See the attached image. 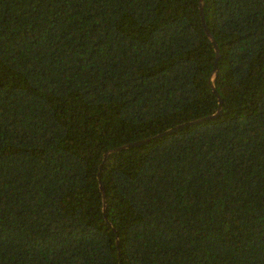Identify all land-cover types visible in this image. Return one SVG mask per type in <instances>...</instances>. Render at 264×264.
<instances>
[{
    "label": "trees",
    "instance_id": "obj_1",
    "mask_svg": "<svg viewBox=\"0 0 264 264\" xmlns=\"http://www.w3.org/2000/svg\"><path fill=\"white\" fill-rule=\"evenodd\" d=\"M204 2L217 62L200 0H0V264H264V0Z\"/></svg>",
    "mask_w": 264,
    "mask_h": 264
},
{
    "label": "water",
    "instance_id": "obj_2",
    "mask_svg": "<svg viewBox=\"0 0 264 264\" xmlns=\"http://www.w3.org/2000/svg\"><path fill=\"white\" fill-rule=\"evenodd\" d=\"M204 1H205V0H200V13H201L202 22H203V25H204L205 31H206L207 35L209 36L210 40L213 42V45H214V48H215V52H216V62H217L218 59L220 58V49H219V47H218L217 42L214 40L213 35H212L211 32H210V29L208 28V26H207V24H206L205 16H204V7H205V2H204ZM216 71H217V66H215V72H216ZM213 91H214V94H215V95L218 97V99H219V110H218L217 114L213 116V117H216V116H218V115H220V114L222 113V104H223V100H222V98L220 97V95H219V93L217 92V90H216V88H215L214 85H213ZM201 121H202V120H201ZM149 141H150V140L141 141V142H138V143H136V144L129 145V146L142 145V144H144V143H146V142H149ZM129 146H126V147H129ZM126 147H120V148H117L116 150H122V149H124V148H126ZM116 150H112V151H110V153H112V152H114V151H116ZM110 153H109V154H110ZM109 154H108V155H109ZM108 155L105 157L104 162L106 161ZM99 181H100V183H101V173H99ZM101 191H102L103 194H105V190H104V187L102 186V184H101Z\"/></svg>",
    "mask_w": 264,
    "mask_h": 264
}]
</instances>
